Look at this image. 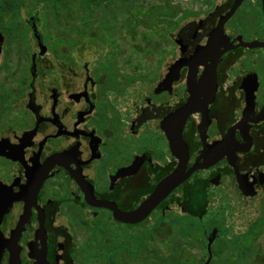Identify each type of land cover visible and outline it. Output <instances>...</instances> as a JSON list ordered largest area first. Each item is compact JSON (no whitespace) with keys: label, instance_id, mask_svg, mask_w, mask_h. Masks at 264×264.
Here are the masks:
<instances>
[{"label":"flooded vegetation","instance_id":"flooded-vegetation-1","mask_svg":"<svg viewBox=\"0 0 264 264\" xmlns=\"http://www.w3.org/2000/svg\"><path fill=\"white\" fill-rule=\"evenodd\" d=\"M200 4L149 73L0 1V264H264V0Z\"/></svg>","mask_w":264,"mask_h":264},{"label":"rangeland","instance_id":"rangeland-1","mask_svg":"<svg viewBox=\"0 0 264 264\" xmlns=\"http://www.w3.org/2000/svg\"><path fill=\"white\" fill-rule=\"evenodd\" d=\"M66 1L67 9L57 18L51 14V3L46 5L40 0L33 1L40 3L38 5L25 1L28 5L24 11L38 10L43 20V30L49 35L55 36L70 26L80 25L75 36L81 41L76 43L75 48L86 51L85 60L95 62L106 51L117 50L119 67L128 60L142 68L148 64L152 69L149 73L157 66L158 55L153 51L172 50L170 34L178 24L195 18L205 9L200 4L205 0H138L104 6L96 12L93 23L85 27L83 23L86 16L81 2ZM135 22L138 24L135 25ZM256 71L264 78V67H259ZM237 223L234 219L232 225L235 229L238 227Z\"/></svg>","mask_w":264,"mask_h":264},{"label":"water","instance_id":"water-1","mask_svg":"<svg viewBox=\"0 0 264 264\" xmlns=\"http://www.w3.org/2000/svg\"><path fill=\"white\" fill-rule=\"evenodd\" d=\"M235 6L231 10V12L234 10ZM227 18V17H226ZM226 18H224L222 21H224ZM173 41L176 42L177 38L174 37ZM249 47H264V44L262 43H252L249 45ZM178 69V64H175L171 66L168 70V74L166 78L161 82V84L158 87V91H162L165 88L170 87V84L173 82L174 77L176 75ZM173 150H177L178 155L180 154L181 162L178 165V167L175 169V171L167 176L155 189L149 200L146 202L147 209H151L161 198L166 196L172 189L180 185L184 180H186L190 174L196 169L195 167L189 169L185 172V163L187 160V151L186 146L177 138L176 141V147L174 146V139L172 140ZM235 176H236V182L238 185V188L246 193L249 194L248 185L244 182L241 176L238 175L236 169L234 170Z\"/></svg>","mask_w":264,"mask_h":264},{"label":"trees","instance_id":"trees-1","mask_svg":"<svg viewBox=\"0 0 264 264\" xmlns=\"http://www.w3.org/2000/svg\"><path fill=\"white\" fill-rule=\"evenodd\" d=\"M5 6V11L8 14L9 12H13L18 10V6L15 4L17 3H23L25 1L33 2L35 0H0ZM44 3H51V9L52 14L55 18L60 17L62 12L67 9V1L66 0H40ZM77 1V0H76ZM81 2V7L85 10V16L83 26L89 27L95 18V14L98 10L102 9L104 6L110 7L116 4H127V3H133L138 0H78ZM138 24V22H135V25ZM134 25V26H135ZM80 25H77L75 27L70 26V28L61 30L62 33L69 32V33H76L77 28Z\"/></svg>","mask_w":264,"mask_h":264}]
</instances>
